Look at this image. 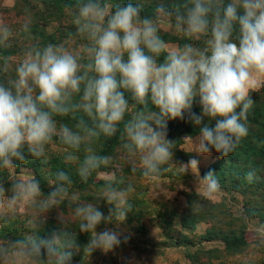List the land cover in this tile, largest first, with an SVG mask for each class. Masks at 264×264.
<instances>
[{"label": "clouds", "instance_id": "obj_1", "mask_svg": "<svg viewBox=\"0 0 264 264\" xmlns=\"http://www.w3.org/2000/svg\"><path fill=\"white\" fill-rule=\"evenodd\" d=\"M144 13L142 0H75L77 48L63 42L31 46L14 75L0 79V172L11 173L30 159L47 164L50 148L59 144L63 162L75 166L82 183L106 177L98 200L108 214L99 202L71 192L72 175L63 169L51 176L46 195L35 175L20 176L10 189L0 184V209L19 204L47 213L68 201L76 230L89 236L88 255H115L131 239L121 226L134 186L109 178L112 157L98 145L118 139L130 172L149 180L190 171L211 196L220 191L217 174L201 178L195 158L177 164L169 122L199 129L195 139L183 138L186 153L208 156L214 150L228 158L249 136L252 92L264 85V0H160L153 14ZM166 28L184 42L172 45L162 35ZM10 36L0 25V43ZM10 67L5 59L0 72ZM245 179L256 181L257 170L250 168ZM11 247L18 250L0 245L5 264L11 256L28 264H73L79 251L76 235L67 231L30 236ZM123 260L140 264L134 255Z\"/></svg>", "mask_w": 264, "mask_h": 264}, {"label": "rangeland", "instance_id": "obj_2", "mask_svg": "<svg viewBox=\"0 0 264 264\" xmlns=\"http://www.w3.org/2000/svg\"><path fill=\"white\" fill-rule=\"evenodd\" d=\"M18 0H0V6L3 9L10 10ZM34 2L36 0H29ZM165 31H170L166 28ZM74 48H77L76 46ZM75 50V49H74ZM263 85L258 87V91ZM197 137V136H196ZM196 137H193L194 139ZM181 156L175 157L177 164L187 163L190 158L199 161V175L215 162L211 152L208 156H200L196 153L188 154L183 150H188V145L184 144L179 149ZM63 148L59 144L53 145L49 154L62 157ZM112 161L110 167L106 169L110 174L109 178L116 181H123L124 187L128 184L134 186V192L130 195L132 204L131 211L127 215L125 223L121 226L126 232L131 234V239L127 245H123L117 251V254H103L99 250L91 255L85 252V246H79V251L73 256V264H124V257L135 256L140 264H263L264 263V220H247L243 214L246 204L245 199L232 191L220 187V191L211 196L197 184V177L190 171L182 174L173 171L159 180H149L140 176L139 172L132 174L129 165L121 159V149L117 147L110 155ZM48 165V163H47ZM49 168V167H48ZM3 172H0L2 177ZM34 175L31 170L23 169L20 174L5 172L6 182L2 183L5 189H10L11 185L20 176ZM106 177H97L96 182L104 181ZM230 188V187H228ZM100 187H91L87 190H78L82 200L99 202L101 210L108 214V206L99 198ZM199 195L201 198L209 201L211 205L218 206L212 208L211 215L206 221L193 228L186 229L182 227V219L188 212L187 195L191 193ZM11 191L7 192L11 196ZM200 204H194L199 207ZM71 205L68 201L60 209H51L47 213H40L38 209L33 210L27 206L17 205L14 209L7 206L0 209V215L15 217L22 215L21 223L27 226L28 231H35L39 227L36 224L40 219H49L54 221L53 225L56 231L72 230L75 226L71 221ZM220 211V214H216ZM60 216L63 219L61 223ZM218 222V223H217ZM212 226H214L212 228ZM105 226L101 225L98 231L103 230ZM114 227V225H108ZM44 228H47L44 226ZM212 229L226 234L242 235L246 238V246L241 251H229L224 243L213 236L209 241H204L206 231ZM53 233L49 232V235ZM185 239L191 242L189 246L184 245ZM89 238L87 239V242ZM179 245V246H177ZM18 249L11 247L9 252ZM0 264H5L3 258H0ZM8 264H28L21 257L11 256Z\"/></svg>", "mask_w": 264, "mask_h": 264}, {"label": "trees", "instance_id": "obj_3", "mask_svg": "<svg viewBox=\"0 0 264 264\" xmlns=\"http://www.w3.org/2000/svg\"><path fill=\"white\" fill-rule=\"evenodd\" d=\"M142 2L145 8L144 14L151 15L160 0H142ZM166 2L171 4L173 0H166ZM74 6L75 0H36L35 3L29 0H18L10 10L3 9L0 6V25L8 27L11 32L8 41L0 43V65L5 59L11 65L9 72H0V79L6 82L14 75L15 64L22 59L24 51L31 46L48 42H63L69 49H76L74 47H77L81 41L76 35V29L72 22ZM25 26H27V29ZM162 35L172 45L184 42L181 35L171 28L170 31L164 30ZM252 96L255 103L248 118L249 136L228 158H220L213 150L212 154L215 162L202 175L204 176L209 171H213L217 174L221 188L241 195L246 201L243 214L247 220L260 218L264 220V85L258 91H253ZM194 111L199 114L200 108L194 107ZM198 135L199 129L194 128L190 123L170 121L168 138L177 142L175 157L181 156L179 149L184 144L183 138L185 136L196 137ZM117 147H120V141L113 139L110 142L98 145L97 149L104 154L112 155ZM81 158H83V153H81ZM26 168L31 170L40 181L45 195L50 191L49 180L58 169L66 170L72 175L71 192L77 193L78 190L100 187L103 183V181L96 182V176H93L87 183H82L76 175L75 166H66L62 157L52 153L49 154L48 165L30 159L27 165L16 168L15 174H20ZM250 168L257 170L258 179L253 183H249L245 179V173ZM6 178L5 172H3L2 177H0V184L5 183ZM196 203L204 204L205 207H194ZM187 204L188 212L182 219L184 229L189 226L188 229L192 227L194 230L198 224L206 221V218L212 214L207 205L218 209V206L211 205L209 201L194 192L187 195ZM220 213L218 211L216 214ZM4 217L6 219L0 220V245L9 249L18 241L26 243L30 236H47L50 231H56V227L53 225L55 220L49 221V219H46L45 223V219H40L36 223L39 228L35 231H28L27 226H23L21 223V214L12 218ZM44 226L47 228H44ZM72 230L69 229L67 232L76 235L77 245L82 247L87 245L88 234L79 233L75 226L72 227ZM205 235L208 237H205L204 241H209L213 236H218L229 251H241L246 246V238L242 235L226 234L212 229H208ZM189 245H191V242L185 239L182 246Z\"/></svg>", "mask_w": 264, "mask_h": 264}]
</instances>
